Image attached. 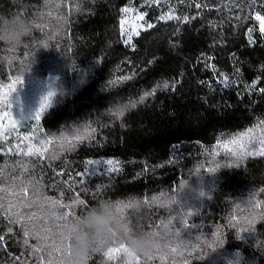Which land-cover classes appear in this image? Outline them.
Instances as JSON below:
<instances>
[{
  "label": "trees",
  "instance_id": "16d2710c",
  "mask_svg": "<svg viewBox=\"0 0 264 264\" xmlns=\"http://www.w3.org/2000/svg\"><path fill=\"white\" fill-rule=\"evenodd\" d=\"M257 15L264 0H0V264H63L70 222L133 195L157 246L88 264H264Z\"/></svg>",
  "mask_w": 264,
  "mask_h": 264
},
{
  "label": "clouds",
  "instance_id": "9594fccd",
  "mask_svg": "<svg viewBox=\"0 0 264 264\" xmlns=\"http://www.w3.org/2000/svg\"><path fill=\"white\" fill-rule=\"evenodd\" d=\"M129 106L123 100L112 105L117 111ZM144 207L142 198L135 195L123 201L100 199L88 207L62 233V241L69 245L63 264H88L93 252L112 242L125 244L136 255L153 250L158 244L157 234L132 223V217L139 216Z\"/></svg>",
  "mask_w": 264,
  "mask_h": 264
},
{
  "label": "snow or ice",
  "instance_id": "6c2138e0",
  "mask_svg": "<svg viewBox=\"0 0 264 264\" xmlns=\"http://www.w3.org/2000/svg\"><path fill=\"white\" fill-rule=\"evenodd\" d=\"M125 11H128V10L125 9ZM168 18H172V17L169 16ZM141 19H142V17H141ZM162 19H163V17H162ZM256 19H257V20H260V21L262 22V23H261V30L264 31V17H262V16H260V15H257V16H256ZM121 24L123 25V21L121 22ZM148 27L151 28L152 25L149 24ZM133 31H135V29H133ZM137 34H138V33H137ZM130 39H131V37H129V40H130ZM127 42H128V41H126V43H127ZM51 95H53V93L49 92V96H51ZM33 118H35V119H39V114H35ZM250 131H251V130H249V132H250ZM243 135H244V134H241V137H242V138H243ZM233 143H235V141H233ZM225 147H227V145H225ZM245 147H246V145H245L244 143H240V144H239V148H240V149H244ZM233 154H234V155H240V154H242V153L234 152ZM260 154H261V155H264V150H262ZM89 163H92V162L90 161ZM107 163H108L109 165H111L113 162H112V161H108ZM120 249H123L124 251H128V249H127L124 245H121V246H120ZM120 249L109 248L108 251H107V253H106V255H111L114 251H119ZM129 254L132 255L131 252H130Z\"/></svg>",
  "mask_w": 264,
  "mask_h": 264
},
{
  "label": "rangeland",
  "instance_id": "374dc122",
  "mask_svg": "<svg viewBox=\"0 0 264 264\" xmlns=\"http://www.w3.org/2000/svg\"><path fill=\"white\" fill-rule=\"evenodd\" d=\"M183 22L185 21V20H182ZM260 23H262V22H260Z\"/></svg>",
  "mask_w": 264,
  "mask_h": 264
}]
</instances>
